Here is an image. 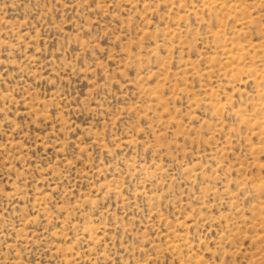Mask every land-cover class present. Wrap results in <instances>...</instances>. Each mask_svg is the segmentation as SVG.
<instances>
[{
    "label": "rangeland",
    "instance_id": "1",
    "mask_svg": "<svg viewBox=\"0 0 264 264\" xmlns=\"http://www.w3.org/2000/svg\"><path fill=\"white\" fill-rule=\"evenodd\" d=\"M0 264H264V0H0Z\"/></svg>",
    "mask_w": 264,
    "mask_h": 264
}]
</instances>
